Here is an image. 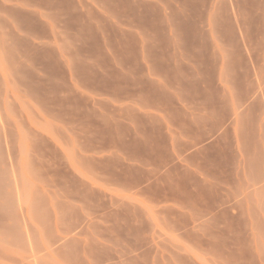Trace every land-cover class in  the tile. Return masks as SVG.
<instances>
[{"label": "rangeland", "instance_id": "374dc122", "mask_svg": "<svg viewBox=\"0 0 264 264\" xmlns=\"http://www.w3.org/2000/svg\"><path fill=\"white\" fill-rule=\"evenodd\" d=\"M31 1L0 0V264H264V0H168L148 28L209 93V146L162 170L88 130Z\"/></svg>", "mask_w": 264, "mask_h": 264}, {"label": "crops", "instance_id": "0c3cea01", "mask_svg": "<svg viewBox=\"0 0 264 264\" xmlns=\"http://www.w3.org/2000/svg\"><path fill=\"white\" fill-rule=\"evenodd\" d=\"M31 9L34 21L49 28L48 41L64 44L54 58L63 62L57 81L65 96L79 100L88 130L110 139L113 153L144 156L151 170H162L169 155L199 146L201 130L209 146L210 111L200 110L209 93L199 94L208 92L199 70L179 49L175 34L161 40L148 29L169 32L176 25V3L32 0Z\"/></svg>", "mask_w": 264, "mask_h": 264}]
</instances>
